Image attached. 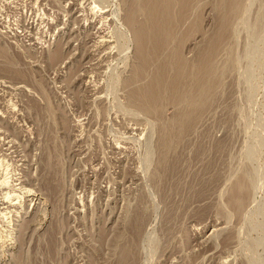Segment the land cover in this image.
<instances>
[{"label": "rangeland", "instance_id": "rangeland-1", "mask_svg": "<svg viewBox=\"0 0 264 264\" xmlns=\"http://www.w3.org/2000/svg\"><path fill=\"white\" fill-rule=\"evenodd\" d=\"M125 2L0 0V264H264V0H193L155 98Z\"/></svg>", "mask_w": 264, "mask_h": 264}, {"label": "bare ground", "instance_id": "bare-ground-1", "mask_svg": "<svg viewBox=\"0 0 264 264\" xmlns=\"http://www.w3.org/2000/svg\"><path fill=\"white\" fill-rule=\"evenodd\" d=\"M192 1L193 0H126L125 2L127 7L125 20L126 23H128L130 27L133 29V34L135 38L136 61L138 63L137 65L139 72L138 77H143L145 75H148L152 70L155 71L152 72L154 76L152 75L153 77L149 82L150 84L153 79L156 80L155 84L149 86L148 88L150 98L156 97L157 93L159 92V87L161 83L167 80L179 79V77L182 76L181 75V72H183V70L181 71V68H183L182 61H180L178 58L177 60L174 61L173 59H171L170 61L169 60L166 61L163 60V58L161 60L160 57L161 55L164 54L166 48L169 47V44L171 43V38L174 39L173 28L175 27V23L176 22L178 23L186 15L188 9L191 8L189 7V5L194 3ZM180 2H181V9L179 7L178 9L179 13L176 14L177 19L175 18L172 20V22H170V15H172L173 13L172 10L174 6H176L175 4H178L180 6ZM140 16L142 18H139ZM152 65H154L153 69H151ZM169 66L171 67L172 70L174 69V71H176V72L172 71L174 72V75L173 76L171 75L172 77L169 74L170 71ZM7 71H5L4 68L3 72H7ZM206 71L205 73H207ZM20 76L21 79H24V77L21 74ZM145 87H147V85H144L143 89ZM177 88L178 85L175 88L170 89V93L174 94V96L176 94H180L177 98L179 99L182 94L179 93V90H177ZM161 100H163V97L156 98L153 100V102L157 101L156 103H158ZM145 103H149V102H145ZM145 103H143L141 106L145 107L146 105ZM169 168L170 165L167 166V169ZM9 195L10 194L7 193L6 196L7 199L10 198ZM131 243L127 247L124 246L125 249H127V251L129 252L123 250L125 252L119 255V257L115 261V264L133 263V259H134L132 256L133 253L130 252L131 251L130 247L132 246Z\"/></svg>", "mask_w": 264, "mask_h": 264}]
</instances>
